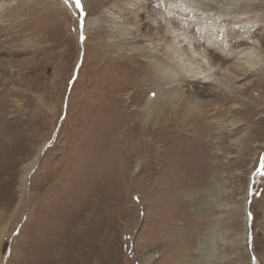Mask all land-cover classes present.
<instances>
[{"label":"rangeland","instance_id":"obj_1","mask_svg":"<svg viewBox=\"0 0 264 264\" xmlns=\"http://www.w3.org/2000/svg\"><path fill=\"white\" fill-rule=\"evenodd\" d=\"M118 1L0 0V264H264V61L230 92L180 85L221 109L197 148L190 131L188 142L170 141L160 123L142 141L127 136L124 118L132 125L162 82L148 75L152 57L139 41L111 24ZM133 2L146 33L150 17L179 20L156 0ZM217 9L233 46L253 26L264 56V0ZM186 22L205 48L200 22ZM92 124L105 145H83L81 129ZM92 148L105 152L91 163L106 172L66 179ZM122 148L144 152L130 161ZM211 229L222 237H208Z\"/></svg>","mask_w":264,"mask_h":264},{"label":"bare ground","instance_id":"obj_2","mask_svg":"<svg viewBox=\"0 0 264 264\" xmlns=\"http://www.w3.org/2000/svg\"><path fill=\"white\" fill-rule=\"evenodd\" d=\"M156 1L163 9L166 16L170 17L174 15L179 19L176 22L181 26H176L175 19L172 20L171 18L162 23L164 20H160L158 17L153 16L150 17V25L148 26L151 32L146 33L143 31L144 29L142 30L143 21H141L142 19L140 18V12H142L143 7L139 5V3L133 2V0H120L108 10L111 24L115 26V29L125 38L131 36L136 38L139 41L137 48L144 50L148 56L152 57L148 60L147 73L148 75H152L151 78L153 81L155 80L154 82L160 81L163 85H161V89L158 91L155 98L150 100L144 109L137 110L138 112L136 111V121L130 125L131 117H126L123 120L122 127L123 130H125L124 132L127 133H125L127 136H138L141 141L145 136L144 134L150 131L149 129L152 127V124L156 125L160 123L167 125L170 129L168 131L169 140H179L180 143L189 141L183 138V135L185 131H190L192 138L190 140L192 142L191 144L193 148L194 146L197 148L196 145L200 143V138L203 137L199 130L202 131L203 129L201 128L203 127L206 129V127L209 126V119L216 117V115L221 112V109L215 108V104L218 101L217 99H210L206 102L198 101L196 98L192 100L191 98H193L194 95H190L188 92H181L180 85L188 83L191 84L192 87H195L198 84H215L218 86L216 87L218 90L230 92L232 87H238V85L234 84L242 80L243 76H251L253 72L262 65L264 56L261 55L260 51L263 47V43L260 38L255 37L252 26L250 28H241L242 42L238 47L233 46L230 40L226 38V35L223 34L220 26H218V21L220 19L219 13L217 14L215 12L214 16L212 13L214 9L220 12V10L217 9V3L221 0H207L208 2L206 0L202 2L200 0ZM0 6L1 8L4 7L3 2H0ZM192 20L200 22L201 32L206 40L203 42L206 44L205 48H202L200 45L202 40L196 39L193 34L187 32L184 26L187 23L186 21ZM242 44L250 45L242 46ZM236 71H241L242 74L236 75ZM222 100L227 101L229 97ZM144 119L148 127L147 129L142 128L144 131H141V124H143ZM107 120L109 121L110 118H107ZM93 124L90 126H83L81 129L83 130L81 132H84L82 135V139L84 140L83 145L98 142L105 145L108 140L106 139L107 137L104 136L106 132L103 131L96 136L95 134H97L98 129ZM137 126L140 127V134L134 132ZM204 131L205 130H203V132ZM92 149L90 151H80L77 159L83 158L84 160H81L78 166L64 173L66 179L69 177H76V175H85L90 171L89 169H91L93 173L99 172L100 174L101 172L102 174L106 172V167L105 169H101L100 164V166H97L96 163H91V160L96 161L93 154L97 153L104 156L105 152L102 151L103 149ZM204 150L206 149L204 148ZM122 151L126 153L130 161H132L135 156L144 152V149L134 148L130 151H125L124 148H122ZM196 157L198 156L196 155ZM81 164L85 166L90 165L86 169V167L81 166ZM31 167L32 165H28L25 173H28ZM176 169L177 168H174V170L172 169L173 172H171V174H176ZM167 175H169V173H167ZM175 177L177 178V176ZM182 178L180 180H182ZM175 204L173 205L174 208L178 206V204H176V206ZM184 205L186 204L183 203V206ZM164 207L165 206H163V208ZM9 209H11V207ZM247 223L248 217L246 215V224ZM246 235L247 232L244 233L242 238L244 242L247 240ZM209 236L222 237L221 233L216 232L214 229H211L208 234V237ZM217 251L216 245H213L210 248L209 255L212 253L216 257Z\"/></svg>","mask_w":264,"mask_h":264},{"label":"snow or ice","instance_id":"obj_3","mask_svg":"<svg viewBox=\"0 0 264 264\" xmlns=\"http://www.w3.org/2000/svg\"><path fill=\"white\" fill-rule=\"evenodd\" d=\"M76 6L77 7H80V8H83V5L81 3V0H76ZM153 95H155V94L153 93Z\"/></svg>","mask_w":264,"mask_h":264}]
</instances>
